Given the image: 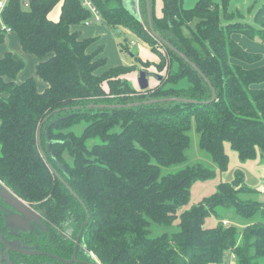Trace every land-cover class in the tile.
<instances>
[{
	"label": "trees",
	"instance_id": "16d2710c",
	"mask_svg": "<svg viewBox=\"0 0 264 264\" xmlns=\"http://www.w3.org/2000/svg\"><path fill=\"white\" fill-rule=\"evenodd\" d=\"M90 1L114 33L127 29L159 53L155 44L160 41L148 29L146 0H140L141 18L123 0ZM60 2V19L51 20L49 13ZM183 2L163 0V15L157 16L152 0L153 26L203 71L216 89L215 101L200 72L166 45L171 72L152 91L139 93L121 77L135 66L104 69L108 60L101 55L103 47L90 52L97 37L74 30L95 20L83 0H8L0 14L3 25L18 34L23 51L40 60L36 72L47 84L40 91L35 77L17 82L26 62L12 52L0 56V180L36 206L57 238L60 229L78 232L90 216L83 243L101 264H222L230 249L234 264H264V202L245 196L256 189L247 185L243 170L180 215L194 183L213 178L216 171L200 162L162 170L188 159L192 120L201 148L222 172L230 160L226 142L242 161H264L263 55L235 39L242 35L264 43V29L248 22L222 23L243 15L230 11L229 0H199L193 9ZM194 18L198 22L192 28ZM254 20L264 28V5ZM5 39L1 29L0 45ZM174 96L198 102H145ZM137 102L142 103L128 106ZM98 104L124 107L91 106ZM56 109L60 111L41 128L46 161L38 130ZM79 124H85L81 134L73 129ZM50 145L64 169L50 156ZM228 210L243 219V228L219 219ZM211 215L218 222L207 227ZM178 219L172 233L152 227H171Z\"/></svg>",
	"mask_w": 264,
	"mask_h": 264
},
{
	"label": "rangeland",
	"instance_id": "374dc122",
	"mask_svg": "<svg viewBox=\"0 0 264 264\" xmlns=\"http://www.w3.org/2000/svg\"><path fill=\"white\" fill-rule=\"evenodd\" d=\"M198 0H184V8L186 9H193L196 5ZM217 3H220L221 0H216ZM248 6L253 5L251 11L248 10V6H245L247 2H244V0H232L231 5H233V2L237 3L239 7L237 8H230L231 10L236 11V9H239L240 12H242V16L238 15L239 17L229 18L228 20L222 19V23H252L254 26L258 28L264 29L261 25H259L255 20V14L257 10V5H255V2L258 4L263 5L264 0H247ZM258 5V6H261ZM155 14L157 16L163 15V0H155L154 4ZM97 20V19H96ZM198 22V19L194 18V21L190 22V27L195 28L196 23ZM184 28V33L186 35H189L190 30L186 26ZM149 29V28H148ZM122 33L117 34L115 36L107 37L104 33H100L103 39V42L100 43V45H103V50L101 55L106 56L108 58V64L106 68H111L114 66L119 65H129V66H135L134 70H131L130 72H127L123 75H121L122 78H126V80L130 83L131 86H133L139 93L143 91L139 84H138V78L140 74V70L144 69L149 72V84L150 87L148 88V91L154 90L155 87L159 86L160 79L158 76L160 75L162 78L167 79L170 74V56H168V51L166 50V47L164 46V43L161 41L155 45L158 46L159 53L154 52L150 49L148 43H145L141 38L133 36L129 30L127 29H120ZM150 33L151 29H149ZM125 38V44H123ZM157 38V37H156ZM158 39V38H157ZM159 41V39H158ZM122 43V45L120 44ZM99 45H97L98 48ZM121 46V47H120ZM96 50V49H95ZM94 50V51H95ZM93 52V51H92ZM154 54L152 59H144L141 56H145L147 54ZM141 56H140V55ZM165 59L164 64L162 57ZM149 58V57H148ZM133 67H131L132 69ZM132 73V77L129 78V74ZM128 74V75H127ZM21 75L17 77L20 79ZM147 90V89H146ZM131 95H134L131 93ZM138 95V94H135ZM195 122L192 120L191 129L189 131L190 135V147L186 150V155H188V159L184 161V163L179 165H171L170 167H163L162 170H164V173H169L171 171H177L182 168H185L187 165H194L197 163L204 164L207 168L211 170H215L216 174L211 179L206 180H199L196 181L191 189V195L190 200L186 205L182 206L178 212L179 215L183 213V211H186V209L191 208L193 205H196L204 198L211 196L214 194V192L217 191L218 186L223 182L232 181L235 177V173L238 170H243L245 175V182H247V185L256 189L255 192H253L249 196L253 199H258L260 201L264 202V193L259 192L261 190V186L263 181H261V175L258 171H255L254 167V161L248 160V161H242L240 159L239 154H237L236 150H234L230 143L226 142L225 145V151L227 154H229L230 160L228 164L227 171H221L220 168H218V165L214 161V158L210 154H208L205 150H203L200 146L199 137L200 134L197 131V128L195 127ZM85 124H79L76 125L73 129L78 133L81 134L84 130ZM219 219L221 220H227L228 223L235 225L239 229L243 228V219L240 218L234 211L228 210V212L223 211L222 213H219ZM179 219L175 221V223L172 224L171 227H166L163 225H154L152 224V227L157 228L159 230V233L161 232H168L172 233L173 231H176L178 229L177 223ZM218 222V217L216 215H211L206 218L205 225L207 227H214L215 224ZM226 222V221H225ZM95 255V254H94ZM95 260L100 261L98 257L95 255ZM101 264V262H100Z\"/></svg>",
	"mask_w": 264,
	"mask_h": 264
},
{
	"label": "flooded vegetation",
	"instance_id": "af4514ba",
	"mask_svg": "<svg viewBox=\"0 0 264 264\" xmlns=\"http://www.w3.org/2000/svg\"><path fill=\"white\" fill-rule=\"evenodd\" d=\"M16 195L0 180V264H96L83 243L84 224L56 230L32 203ZM58 231V230H57ZM94 254V253H93Z\"/></svg>",
	"mask_w": 264,
	"mask_h": 264
},
{
	"label": "crops",
	"instance_id": "0c3cea01",
	"mask_svg": "<svg viewBox=\"0 0 264 264\" xmlns=\"http://www.w3.org/2000/svg\"><path fill=\"white\" fill-rule=\"evenodd\" d=\"M213 1L216 3L218 2L216 0H213ZM229 2H230V8L239 7L238 4L235 2H233V5H231L232 0H229ZM244 2H247L245 6H248V1L244 0ZM255 5H257L256 11L258 12V10L263 7L264 3H263V5H261V4H258L255 2ZM258 5H261V6H258ZM252 6L253 5L248 6L249 7L248 10H251ZM61 11H62V2L57 4L50 11L49 18L51 20H54V21H59ZM96 19L97 18H95V20L92 21L91 23L81 24L79 26L74 27V30L81 31L83 37H86V38H96L97 37L96 42L90 48V52L97 49V45H99L98 48L103 47L102 44L100 45V43L103 42L102 36L100 34L101 32H102V34L104 33L107 37L115 36L117 34L122 33L121 31L119 33H114L113 30H111L106 24H104L101 21V19H97V20ZM3 26L4 25H3L2 19L0 17V31H1V29H3ZM235 39L237 41H239L243 45V47L246 48L248 51H251V52L254 51V52L261 53L263 55L262 62L264 63V43L261 40H259V39L250 40V39H248L242 35L235 36ZM7 52H12L16 58L22 59L23 61L26 62V67L22 71H20V73H19L21 75L20 79L17 78L16 81L21 83L29 77H35L38 80V89H40V91H44L47 84L41 78L38 77L37 72H36L37 71L36 67L39 64L40 60H38L36 56L25 53L23 51V48L21 47V44H20L19 36L17 33L13 32V31L6 32L5 42L0 45V56H3ZM151 56L152 57L154 56V54H152V52H151V54H147V55L141 56V57H143L144 59H152ZM104 57L107 58L106 56H104ZM107 60H108V58H107ZM106 67L107 66H105L104 69H106ZM132 76H133L132 73H130L129 78ZM103 87H105V89L108 90L106 83L103 85ZM253 161L255 162L254 163L255 171H258L260 173L261 181H263V183H261L262 186H261V190H259V192L262 193V191H263V193H264V161L261 160L260 157L255 158V160H253ZM256 190H257V188H256ZM224 221H227V220H224ZM234 263H235V254L230 249V251L226 252V256H225L224 262L222 264H234Z\"/></svg>",
	"mask_w": 264,
	"mask_h": 264
},
{
	"label": "water",
	"instance_id": "95a60500",
	"mask_svg": "<svg viewBox=\"0 0 264 264\" xmlns=\"http://www.w3.org/2000/svg\"><path fill=\"white\" fill-rule=\"evenodd\" d=\"M124 6L125 8L131 13L133 14L135 17L137 18H141V9H140V0H123ZM146 4H147V12H148V24H149V29H151V32L153 33V35L155 37H157L159 39V41H161L162 43H164V45L169 46L171 49H173L179 56H183L186 61H188L190 63V65L195 69L198 70L200 72V74L203 76V78L205 79V81L211 86L212 88V100L211 101H215L216 98V89L214 87L213 84L210 83L209 79L206 77V75L203 73L202 70L199 69V67L197 65H195L187 56H185L182 52H180L173 44H171V42H169L168 40L166 41L165 39H163L158 32L156 31V29H154L153 26V10H152V0H146ZM139 74V78H138V84L140 86V88L142 90H146L150 87V80H149V72L141 69ZM159 79H162V77L159 75L158 76ZM169 101H177V102H194L197 103L198 100H193V99H189L186 97H168V98H154V100H149V101H145L146 103H154V102H169ZM142 103V102H140ZM140 103H129L128 106H135V105H140ZM92 107L98 108V107H108V108H112V107H124L123 105L120 104H98V105H91ZM69 109V108H66ZM60 111V109H56V111L48 114L46 116V118L42 121V124L40 125L39 128V135H38V144L40 145V152H41V156L48 161L49 159L47 158V154L43 148V146L41 145V128L43 125V122L47 121L49 118H51L52 115H54L56 112ZM49 154L52 157V159H54V161L56 163H58L60 165L61 168L64 169L63 164L55 158L52 150H51V145L48 148ZM49 166L51 167V169L53 170L54 173H56L63 181V183L65 184L66 187L69 188V190L71 192H73V194L79 199V196L77 195V193L74 191V189L72 187H70L68 185V183L63 179V177L61 176V173L58 172V170H56L53 165L51 163H49ZM15 200L20 201L24 206H26L28 209L30 208L26 202H24L22 199L18 198L16 195H11ZM90 219V216L88 217L87 221L84 223V225H86L88 223ZM96 264H100V262L96 261Z\"/></svg>",
	"mask_w": 264,
	"mask_h": 264
},
{
	"label": "built area",
	"instance_id": "2783aa9c",
	"mask_svg": "<svg viewBox=\"0 0 264 264\" xmlns=\"http://www.w3.org/2000/svg\"><path fill=\"white\" fill-rule=\"evenodd\" d=\"M7 1L8 0H0V14H1L2 10L4 9ZM83 3L92 9L95 18L100 19V15H99L98 10L92 5L90 0H83ZM3 29L5 30V32L11 31V29L9 27H6V26H3ZM224 223L229 224L227 221L226 222L224 221ZM92 255H93V257H95V255L93 253H92Z\"/></svg>",
	"mask_w": 264,
	"mask_h": 264
}]
</instances>
